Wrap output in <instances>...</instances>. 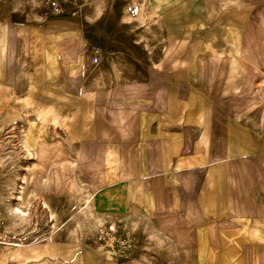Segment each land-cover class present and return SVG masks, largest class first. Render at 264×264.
Here are the masks:
<instances>
[{"label": "crops", "instance_id": "crops-1", "mask_svg": "<svg viewBox=\"0 0 264 264\" xmlns=\"http://www.w3.org/2000/svg\"><path fill=\"white\" fill-rule=\"evenodd\" d=\"M139 6L132 17L155 19L166 49L201 42L202 53L183 75L167 68L159 95L150 86L153 74L95 71L106 62L85 57L86 71L72 78L82 93L79 86L50 93L55 106L75 112L85 100L94 114L106 112L103 141L110 152L102 159L103 186L90 189L101 188L93 217L109 227V239L114 226L119 232L133 226L129 261L264 264V87L252 78L256 65L264 73V37L257 42L263 56L256 58L248 31L255 0H143ZM238 44L240 56L230 52ZM0 45L1 58L10 45L7 53ZM117 112L125 114L118 122L110 118ZM98 118L88 123V145ZM144 242L147 247H137Z\"/></svg>", "mask_w": 264, "mask_h": 264}, {"label": "rangeland", "instance_id": "rangeland-1", "mask_svg": "<svg viewBox=\"0 0 264 264\" xmlns=\"http://www.w3.org/2000/svg\"><path fill=\"white\" fill-rule=\"evenodd\" d=\"M129 1L136 12L143 4V0ZM255 6V17L249 23L248 31L250 42H254L252 48L250 43L249 50L257 58L263 56V47L257 48V42L263 41L264 37V0H255ZM132 14L124 0H0V41L10 45L9 54L0 58V75L7 74L6 83L18 90L15 92L18 97L25 95L28 89L54 96L52 92L55 89L45 90L29 82V74L37 66H46L45 61L30 59L31 45L36 36L49 51L56 49L58 53L59 70L56 73L50 69L51 74L47 76L49 84H65L68 90L79 86L81 94L80 82L76 83L72 78L86 71L85 57L91 58L93 63L106 62L95 71L153 74L150 86L159 95L163 91L162 76L167 68L183 75L195 45L193 42L180 47L169 43L166 49L159 23L155 19L132 17ZM21 40L26 42L24 49L22 44L17 45ZM13 42L15 50L11 46ZM244 46L243 56L248 50ZM182 54L184 58L180 59ZM163 56L172 57V64L157 66L150 63ZM134 58L138 64H134ZM78 60V68L72 71L69 64ZM254 67L252 78L255 83L260 79L259 83L264 87L261 66ZM131 78L128 75L127 79ZM58 97L63 104L64 98ZM63 105L60 109L66 115L79 116L80 108L73 112ZM34 111V107L29 108L26 114L27 121L33 124L37 123ZM105 113L94 114L91 108L90 121L99 116L100 129L98 127L95 131L97 136L90 145L87 142L79 144L78 141L71 144L59 121H47L42 128L45 140L39 139L36 146L29 148L31 156L18 139L22 120H0V250L5 249V253L10 254L4 264H123L133 257L129 251L134 250L135 242L127 239L133 226H128L130 232L123 229L119 232L114 226V235L109 239V227L103 224L102 219L77 215L82 203L81 194L103 186L102 159L108 150L103 141L106 140V129L102 125ZM124 115L117 112L110 118L118 122L124 119ZM48 124L53 126L48 127ZM35 154H38L36 158ZM27 164L30 165L29 172L24 170ZM73 170L78 175L75 181L72 179ZM23 173H27V189H24L29 200L25 203L19 200V207L25 215L21 219L12 213V208L18 204V188ZM71 180L78 190L75 187L70 190ZM33 193H36V198H32ZM42 198L51 212L44 208ZM74 216L83 229L79 238L81 246L70 235ZM53 232L56 235L52 238L53 244L49 245L47 239ZM143 244L137 247H147V243ZM84 254H91L90 262L85 260ZM127 264L144 263L132 260Z\"/></svg>", "mask_w": 264, "mask_h": 264}, {"label": "bare ground", "instance_id": "bare-ground-1", "mask_svg": "<svg viewBox=\"0 0 264 264\" xmlns=\"http://www.w3.org/2000/svg\"><path fill=\"white\" fill-rule=\"evenodd\" d=\"M4 31H5V28H4ZM34 32L35 31L33 29L32 33L34 34ZM201 44H202L201 42H194L195 47H194L193 54H192L190 60L193 57L201 56V53H202V50L200 49ZM2 45H3V47L5 46L4 49L2 47L3 52L7 53L6 43L2 42ZM0 48H1V45H0ZM230 52L232 54H238V56H240L242 54V45L240 46V44H238V46L233 48ZM30 56H31L30 59H33V61L41 60V61H45V64H46L45 67L43 65L37 66V68L34 70V72H32L31 74L28 73L30 75L29 76V82L32 85L38 86V87L43 88L45 90L46 89L57 90L59 88L62 89V86H64L63 89H66L65 84H49L47 82V76L51 74L50 69H53V71L56 73L59 70V57H58V53H57L56 49L53 51H49L46 48V46L44 45V43L39 39V37L37 38L35 36V40L33 41L32 45H31ZM78 64H79V60L77 61V63L74 62V63L69 64L70 65L69 67L72 71H76V69L78 68ZM187 67H188V63H187ZM4 77H6L5 80L4 79L0 80V120H15V119H21L22 120L21 121L22 125H20L18 128V139L20 141L21 146H23L25 148V150L28 152V154L30 156H31V154L29 152V148L36 146L38 140L42 139L44 137L43 136L44 133H43L42 128L46 124L47 121H52V120L53 121H59L60 122L59 124H61V127H63V130L67 135V137L66 136L65 137L69 139V142H72L74 140L80 141L81 144L83 142H87L86 141V139H87V126H88V123L91 122L90 121L91 106L89 107V105L86 103L85 100H83L81 102L79 116L69 117L60 109V106H55V102H53L52 97L46 98L45 97L46 94H44V92L36 91L35 89H28L26 91L25 95H23L22 97L16 96V93L12 89L13 87H11L10 85H7V83H6L7 74ZM33 107L35 108L34 114H35V117L37 119V123H34V124L27 121L28 118L26 116V114L28 113L27 112L28 109L33 108ZM175 111H176V109H175ZM25 122H27V125H25ZM94 136L96 138V136H97L96 133L94 134ZM66 141H67V139H66ZM109 152L110 151L107 150L106 155H108ZM37 156H38V154H35L34 158H36ZM24 170L26 172H29L30 165L27 164L25 166ZM63 176H65V175H63ZM76 176H78L76 173V170H73L72 179L74 180V178ZM19 177H20V175H19ZM59 180H60V178H58L56 180V182L58 183ZM73 180L70 181V186H71L70 190L73 189L74 187L76 188L75 183H74L75 180L74 181ZM24 188L27 189V173H23V175L21 176V184L18 188L19 189L18 204L12 208V213H14L16 216H19L21 219H24L25 215L23 214V211L20 209L21 206L19 207V205H20L19 200L22 199L24 201V203L28 202V200H29V199H27L26 189H24ZM76 189L78 190V188H76ZM99 189H101V188H98L94 192H91V193H85V194L80 193L82 203H81V205L78 209V212H77L78 217L80 214L85 215V216L86 215H89V216L92 215L93 216L92 201H93V198L95 196V193ZM28 191H30V190H28ZM36 196H37L36 193H33L32 198L33 197L36 198ZM43 198H42V201H43V206H45L44 208H47L50 210L49 205L45 202V199H43ZM50 212H51V210H50ZM51 215H53V213H51ZM76 217L74 218V220H75L74 225H73L74 227H73V229L71 228V234L70 235L71 236L73 235L72 236L73 240H75V242H77L78 245L81 246L79 243L80 242L79 238H80V234H81L83 229H82L81 223L79 222V219L77 220ZM54 235H56V233L53 232L52 235L50 237H48L47 241H49V242L47 244H49V245L53 244L52 238ZM9 255L10 254L5 253V249H1L0 250V264H4V262H6V260H8ZM84 258L87 262H90L91 261V254H88V255L84 254Z\"/></svg>", "mask_w": 264, "mask_h": 264}, {"label": "built area", "instance_id": "built-area-1", "mask_svg": "<svg viewBox=\"0 0 264 264\" xmlns=\"http://www.w3.org/2000/svg\"><path fill=\"white\" fill-rule=\"evenodd\" d=\"M124 1L126 2L128 11H132L133 14H136L137 12H136V8H134V5H132L129 0H124ZM132 9H135V10H132Z\"/></svg>", "mask_w": 264, "mask_h": 264}]
</instances>
